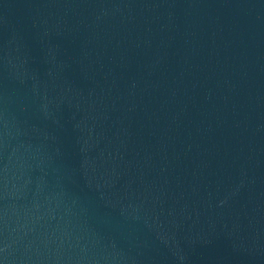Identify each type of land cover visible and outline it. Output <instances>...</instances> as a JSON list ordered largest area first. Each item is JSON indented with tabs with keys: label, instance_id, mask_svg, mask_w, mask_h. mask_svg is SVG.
I'll use <instances>...</instances> for the list:
<instances>
[{
	"label": "water",
	"instance_id": "water-1",
	"mask_svg": "<svg viewBox=\"0 0 264 264\" xmlns=\"http://www.w3.org/2000/svg\"><path fill=\"white\" fill-rule=\"evenodd\" d=\"M0 264H264V0H0Z\"/></svg>",
	"mask_w": 264,
	"mask_h": 264
}]
</instances>
